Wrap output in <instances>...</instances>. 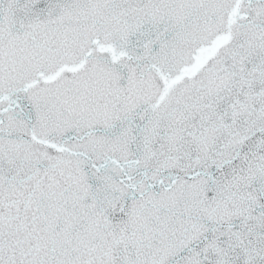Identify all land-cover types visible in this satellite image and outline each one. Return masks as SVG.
<instances>
[{
	"label": "snow or ice",
	"instance_id": "1",
	"mask_svg": "<svg viewBox=\"0 0 264 264\" xmlns=\"http://www.w3.org/2000/svg\"><path fill=\"white\" fill-rule=\"evenodd\" d=\"M0 264H264V0H0Z\"/></svg>",
	"mask_w": 264,
	"mask_h": 264
}]
</instances>
